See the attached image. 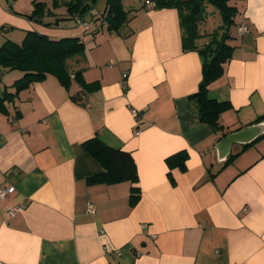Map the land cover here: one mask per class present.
<instances>
[{
	"label": "crops",
	"instance_id": "crops-1",
	"mask_svg": "<svg viewBox=\"0 0 264 264\" xmlns=\"http://www.w3.org/2000/svg\"><path fill=\"white\" fill-rule=\"evenodd\" d=\"M33 1L51 2L0 0V47L27 32L78 38L84 56L68 63L96 88L84 92L73 76L65 88L47 75L2 103L0 186L15 191L0 201V264H264V136L244 150L234 144L229 156H237L220 162L224 137L199 121L189 100L201 58L183 52L177 10L140 0L116 33L107 30L106 2L83 17L55 9L41 25L26 17ZM238 9L226 41L231 57L208 87L210 99L231 106L219 117L226 135L264 114V0H242ZM91 16L100 22L94 29ZM204 23L202 36L211 34ZM240 23L248 28L242 37ZM22 77L0 67V97ZM95 136L132 156L134 206L129 182H89L103 172L83 147ZM180 154L182 167L170 165ZM17 205L22 212L8 217Z\"/></svg>",
	"mask_w": 264,
	"mask_h": 264
},
{
	"label": "trees",
	"instance_id": "trees-1",
	"mask_svg": "<svg viewBox=\"0 0 264 264\" xmlns=\"http://www.w3.org/2000/svg\"><path fill=\"white\" fill-rule=\"evenodd\" d=\"M96 1L70 0L64 5L68 15L83 17L93 9ZM153 1L156 9L172 8L177 10L182 50L183 52L197 51L201 58L202 79L198 90L189 96V100L197 110L199 121L215 127L225 137L226 128L219 123V117L222 113L230 110L231 106L227 102L210 99L208 87L221 77L224 71L223 65L231 57L232 48L227 45L226 41L230 37L231 27L235 25V17L239 13L238 4L242 0ZM106 6L104 20L107 30L117 33L127 23V12L122 7V0H106ZM209 6L216 9L221 16L224 31L220 34L218 30H214L211 34L202 36L200 26L205 21V13ZM33 7L32 13L26 17L41 25H49L42 22L46 14L43 3L33 1ZM203 37H208V40L199 47L197 41ZM84 51V44L78 38L52 40L36 32H27L20 44L9 40L5 41L0 47V67L11 71H20L23 73V77L15 83L14 93L5 92L4 97H0V108L5 99L14 98L32 83L45 79L47 75L56 77L65 88L69 85L70 76H73L74 81L84 92H93L96 88L95 83H85L81 71L72 70L68 63L75 58L83 57ZM73 101H77V99L73 97ZM262 121H264V114L259 116L254 123ZM249 145L243 146L242 150ZM83 147L103 168V172L90 178L89 182L107 185L129 182L131 184L129 204L134 206L139 200L140 190L137 187L138 176L132 156L122 149L107 146L97 136L84 142ZM236 156L237 154L230 155L224 165L231 162ZM184 159L185 157L180 154L172 156L168 162L170 165H173L174 162V165L182 167Z\"/></svg>",
	"mask_w": 264,
	"mask_h": 264
},
{
	"label": "rangeland",
	"instance_id": "rangeland-1",
	"mask_svg": "<svg viewBox=\"0 0 264 264\" xmlns=\"http://www.w3.org/2000/svg\"><path fill=\"white\" fill-rule=\"evenodd\" d=\"M50 1L51 2H48L49 4H43L44 5V10H45V13H46L45 15H48V13L50 11H54L55 9L64 8L65 7V5L62 4V2L60 4V2H58L57 0H50ZM69 1H67V2H69ZM139 1L140 0H122V7L127 11V13H132L133 9L135 7H137V5L139 4ZM105 2H106V0H97L95 5H94V7H93V9L96 10L97 3L98 4L100 3L101 8H103V3L105 4ZM33 9H34V7H33ZM66 11H67V8H66ZM87 15H89V14H87ZM99 25H100V22H99V19L97 17H95V16L92 17L91 16V18L90 17L88 18L87 26H89V28L94 29L95 27H97ZM222 25H223V23H222V20H221V16L217 12V10L214 9L212 6H209L208 9L206 10V13H205V23H204L205 30H207L210 33L214 32V30H216V31L218 30L219 33L221 34L222 31H224L223 28H222ZM231 29H232V27H231ZM202 30H203V28L200 29V31H202ZM205 35H207V34H204V36Z\"/></svg>",
	"mask_w": 264,
	"mask_h": 264
},
{
	"label": "water",
	"instance_id": "water-1",
	"mask_svg": "<svg viewBox=\"0 0 264 264\" xmlns=\"http://www.w3.org/2000/svg\"><path fill=\"white\" fill-rule=\"evenodd\" d=\"M264 135V121L253 124L238 132L227 134L217 145V153L220 162H224L229 156L230 148L234 144L249 145Z\"/></svg>",
	"mask_w": 264,
	"mask_h": 264
},
{
	"label": "built area",
	"instance_id": "built-area-1",
	"mask_svg": "<svg viewBox=\"0 0 264 264\" xmlns=\"http://www.w3.org/2000/svg\"><path fill=\"white\" fill-rule=\"evenodd\" d=\"M144 6H148V7H155V4L151 3V1L149 0H145L144 1ZM248 28L246 26L245 23H240L239 26L237 27V36L238 37H242L245 33H247ZM123 77H126V74H123ZM132 114L134 116H136L137 112L136 111H132ZM138 134V133H136ZM15 191L14 186L7 184L5 186H0V201L4 200L5 198H7L9 195H11L13 192ZM24 209V205H17V206H12L7 208L6 210V215L10 218L15 217L17 214H19L20 212H22V210ZM87 211L90 213L94 212V209L92 207V205H88Z\"/></svg>",
	"mask_w": 264,
	"mask_h": 264
}]
</instances>
